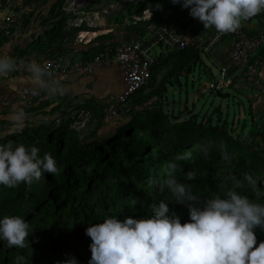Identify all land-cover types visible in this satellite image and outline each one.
I'll return each instance as SVG.
<instances>
[{
	"label": "trees",
	"instance_id": "16d2710c",
	"mask_svg": "<svg viewBox=\"0 0 264 264\" xmlns=\"http://www.w3.org/2000/svg\"><path fill=\"white\" fill-rule=\"evenodd\" d=\"M158 4L162 10L157 9ZM149 7L153 14L151 20L136 22L134 17H143ZM62 11L60 4L52 9L50 19L53 23L48 31V40L60 44L70 35L65 30L67 18ZM189 12L190 9L183 8L182 4L174 5L171 0H142L129 8L127 17L116 20L121 25L128 18L132 21L126 27L129 34L142 37L149 31L148 26L156 29L171 20L188 27L196 20ZM185 17L188 22L184 21ZM84 30L88 29L77 31ZM247 33L256 35L264 31L254 28ZM106 50L99 49L95 56ZM115 50L113 45L110 52ZM169 56L176 57L179 64L187 63L186 67L176 64L174 68H185L188 74L200 61V53L193 50L171 52ZM262 57L264 59V47L251 63ZM159 61L158 58L152 68V78ZM232 69L229 76L234 72ZM238 78L232 80L231 89ZM218 95L227 98L229 93L218 92ZM162 98L150 107H142L148 96L141 101L135 100L140 108L130 105V114L120 120L115 134L107 137L99 135L101 126L107 122V115L102 113L100 126L85 139H79L71 128L73 118L70 116L55 127L52 122H43L32 129L26 128L21 131L19 141L14 135L0 139V143L10 141L14 146H35L40 149L41 158L50 153L60 169L58 175L44 173L42 181L34 184L31 190L24 184L15 188L0 185V219L20 216L31 225L28 248H9L7 242L0 239V264H15L18 253L25 257L23 264H65L73 257L77 264H88L92 241L86 229L90 225L111 217L121 220L148 218L150 205H158L161 201L169 204L181 223L189 222L187 207L177 204L167 189L159 190L158 182L164 177L165 166L170 161L179 164L175 173L178 181L191 184L193 193L202 199L214 195L223 197L225 191L233 187L229 177L242 179L243 174L248 173L257 180L259 199L246 183L243 189L236 191L257 203H264L261 184L264 150L256 140H264V128H255V141L241 142L227 122L220 125L208 120L204 124L197 114L179 122V116H171L164 110ZM183 153H188L189 159L175 161L176 155ZM189 171L195 173L194 180L185 178ZM255 232L257 243L264 242V230L257 228Z\"/></svg>",
	"mask_w": 264,
	"mask_h": 264
},
{
	"label": "clouds",
	"instance_id": "9594fccd",
	"mask_svg": "<svg viewBox=\"0 0 264 264\" xmlns=\"http://www.w3.org/2000/svg\"><path fill=\"white\" fill-rule=\"evenodd\" d=\"M190 9V16L198 19L205 30L235 33L242 22L264 12V0H171ZM162 10L161 5L156 6ZM145 11H152L151 7ZM16 72L23 73L25 85L33 92H45L50 97L64 96L69 85L53 79L48 67L34 60L16 59L0 55V84H10ZM10 92L15 89L9 87ZM13 131H22L27 119L23 110L15 106L9 114ZM40 149L12 142L0 143V185L15 188L24 184L31 190L44 178V173L58 175L60 169L50 153L41 158ZM175 161L189 159L188 153L177 154ZM176 162H168L165 175L159 180V190L167 189L177 204L185 205L189 222L181 223L179 215L169 204L161 201L150 205L151 216L134 219L105 218L102 223L86 229L91 238V259L88 264H264V242L257 243L255 229L264 230V203L239 194L245 183L259 199L257 180L244 173L242 179L229 177L233 187L223 197L214 195L202 199L194 194L191 184L178 181ZM194 180L195 173H186ZM30 223L20 216L0 219V239L9 248L29 247ZM19 253L15 264H23ZM65 264H77L73 257Z\"/></svg>",
	"mask_w": 264,
	"mask_h": 264
},
{
	"label": "crops",
	"instance_id": "0c3cea01",
	"mask_svg": "<svg viewBox=\"0 0 264 264\" xmlns=\"http://www.w3.org/2000/svg\"><path fill=\"white\" fill-rule=\"evenodd\" d=\"M94 2L95 0H76L74 11L67 12L64 10V7L68 4L67 0H0V21H3L7 16L17 14L20 10H23L17 24L8 32H4L1 35L0 55H8L16 59L34 60L41 65H46L54 61H59L64 64L92 63L96 56L113 55L114 53L110 52V48H112L113 45L114 49H116L123 43L145 40L151 35L152 32L150 31L146 32L145 36L142 37L129 34L126 27L131 25L132 21L126 18L121 25L113 21L109 22V18L116 19L117 13H111L114 11L108 10L107 7L103 9L98 8L97 6L101 5H95ZM59 4L62 6L63 16L67 18L66 21L71 17L74 18L73 15L85 14L79 17L78 21L87 22L84 28L88 29L77 31L80 27L68 28V23L66 22L65 30L69 32L70 35L63 40L62 44L56 40H48V31L52 28L53 23L50 19L52 16V9ZM86 10L87 12L85 13L84 11ZM102 12H104V15L101 16L100 14ZM110 14L114 15L108 17L107 15ZM152 16V11H145L143 17H134V19L136 22H148L151 20ZM245 25L247 24L245 23ZM78 26L80 25L78 24ZM254 28L256 27L252 24L246 27V29L250 31ZM19 29L24 31V33H21ZM107 35L111 37L104 39L103 37ZM75 37L76 40L72 42L71 40ZM227 39L231 41V44L230 42L228 43V40H225L226 48L222 51L214 50V54H212L216 56L221 65L229 67V73L233 68L232 70H234V72L232 76H234L238 66L233 65L228 57L229 49L232 46V39L231 37ZM101 48H106L108 51L106 50L104 54H97L95 56L96 51ZM160 49L162 51L160 54L155 50L153 53L156 63L158 58L160 61L158 68L156 67L155 69L152 80L148 86L141 89L130 100L129 105L139 109L140 105L135 104V100L141 101L148 96V101L142 107H150L158 104L159 99L163 97L162 102L164 103V110L171 116H174L171 112L174 102L173 104L169 103L168 96L170 95V91L166 89L167 84L171 83L173 78H176V82L179 83L177 75L182 76L187 74V72L185 68L182 70H179V67L174 68L176 64H179L177 63L178 59L176 57H170V52H167L164 47L160 46ZM257 55L258 54H255L251 59L255 58ZM255 60L258 61V64L253 65L250 61L248 65H246H253V70L251 71L264 66L263 57L261 60ZM179 65L186 67L187 63H181ZM12 75L15 79H13L10 84H0V128H3L5 121L8 120L13 106H15L16 109H20L21 106L25 105L20 99V94L23 91L31 90L25 85L22 72H16ZM52 78L60 79L65 84L69 85V91L64 96L50 97L47 93H44V95L39 98L40 100L36 101L32 99L29 115L34 116L39 114L43 117L49 114L48 116L57 117L61 112L63 114L65 113V109L63 108L70 106L71 109H76L78 112L87 109L91 112H95L97 115H102V113H104L108 117L113 102L124 90L123 73L119 65L115 63L105 64L102 62L96 64L92 73L81 76L58 75ZM9 87L15 89V91L10 92ZM229 89L232 90L231 87ZM119 122L120 120L110 121L107 119L105 125L101 126L99 135L101 137H107L115 134L120 125ZM8 123L10 124V122ZM4 133L5 132H2V129H0V139L7 136L4 135Z\"/></svg>",
	"mask_w": 264,
	"mask_h": 264
},
{
	"label": "rangeland",
	"instance_id": "374dc122",
	"mask_svg": "<svg viewBox=\"0 0 264 264\" xmlns=\"http://www.w3.org/2000/svg\"><path fill=\"white\" fill-rule=\"evenodd\" d=\"M140 1L142 0H95L94 3L95 5H101L97 6L98 8L103 9L107 7L108 10L114 11L111 13H117L116 16L121 19L122 17H127L129 8ZM87 10L84 12L86 13ZM83 15L85 14L73 15L74 18L71 17L66 21L68 23L67 27L84 28L87 22L78 21V18ZM100 15H104V12ZM113 15L110 14L107 16L111 17ZM108 21L118 22V20L111 18ZM251 24L257 29L264 31V15L254 20ZM242 25H245V23L242 22ZM19 31L24 33L21 29ZM75 40L76 37L71 41L74 42ZM229 42L231 44L230 40H228ZM224 48H226L225 41L220 43L215 51H222ZM155 51L158 54L162 52L160 47H157ZM213 54L207 55L200 53V61L192 68L190 74L177 75L179 83L176 82V78H173L171 83L167 84L166 89L170 91V95L168 96L169 103L173 104L174 102L171 110L172 115L175 117L179 116V122L189 120L191 114H197L199 121H202L204 124H207L208 120L213 124L219 123L220 125L223 122H227L229 129L234 130L233 135L238 136L241 142H253L255 141V135H253L255 128L258 126L264 128V66L256 68L254 71H251L249 66H240L236 69L234 76L229 77V67L221 65ZM223 69H226L229 78L236 79V77H239L235 81L232 90L220 91L222 94L229 93L227 98L219 96L218 92L210 90L209 88L211 83L218 82L221 79V70ZM31 104L32 101L25 102V105L20 107V110H23L27 116L24 128L32 129L42 124V121L52 122L55 127L70 116L73 118L71 128L76 132L79 139H85L100 126L102 115H97L95 112L87 109L78 112L76 109H71L70 106H66L63 108L65 109L64 114L61 112L57 117L48 116L49 114L41 117L39 114L34 116L29 115ZM6 121L3 128H0L2 132H5L4 135H14L18 141L21 140V131L14 132L11 124L8 125L9 119ZM256 140L261 149L264 150V140L259 138ZM225 170L221 169V171ZM262 172L264 173V168ZM261 184L264 186V179Z\"/></svg>",
	"mask_w": 264,
	"mask_h": 264
},
{
	"label": "built area",
	"instance_id": "2783aa9c",
	"mask_svg": "<svg viewBox=\"0 0 264 264\" xmlns=\"http://www.w3.org/2000/svg\"><path fill=\"white\" fill-rule=\"evenodd\" d=\"M64 7L67 12H73L76 7V0H67ZM23 10L17 14L7 16L0 21V37L4 32H8L21 18ZM264 12L254 18L245 21L247 25L254 20L263 17ZM150 21V20H149ZM148 21V22H149ZM188 22V18H184ZM247 27V26H246ZM245 26H241L235 33L222 34L214 28L205 30L202 23L196 19L191 25L185 27L179 21L170 22L154 28L148 26L151 33L148 39L127 42L119 45L113 55L96 56L92 63L64 64L54 61L46 64L52 77L58 75L81 76L92 73L96 64L115 63L119 65L123 73L124 90L120 93L112 104L108 120H121L130 114L132 107L130 100L144 87L148 86L152 80V68L155 65L153 56L157 47H164L167 52H182L192 49L201 54H212L216 47L228 37L232 39V46L229 49L228 57L235 66H246L251 61V57L257 54L264 46V33L249 35ZM258 64L255 60L253 65ZM253 65L249 69L253 70ZM232 85L231 78L228 77L226 69L221 71V79L210 84V90L216 92L228 90ZM45 92L23 91L20 94L21 101L29 102L32 99L40 98Z\"/></svg>",
	"mask_w": 264,
	"mask_h": 264
}]
</instances>
